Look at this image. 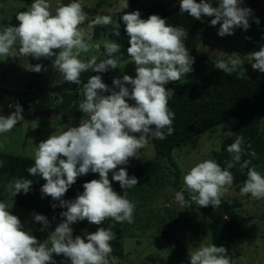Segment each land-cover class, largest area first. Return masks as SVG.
Segmentation results:
<instances>
[{"label": "clouds", "instance_id": "clouds-1", "mask_svg": "<svg viewBox=\"0 0 264 264\" xmlns=\"http://www.w3.org/2000/svg\"><path fill=\"white\" fill-rule=\"evenodd\" d=\"M244 0H179V13H187L197 21L202 17H214L210 26L219 25L218 36L234 35L236 29L247 31L250 18L259 24V18L252 16V9L243 6ZM128 7V2L124 8ZM16 25L0 26V57L22 59L32 56L52 61L51 67L59 74L56 85L65 82L82 85L84 99L79 104L83 113L78 125L69 126L59 134H52L36 147L34 163L26 171L31 176L39 175L45 183L41 187L43 196L58 201L51 207L66 208L60 213L61 221L54 231L48 233L44 242L25 228L20 218L0 201V264H57L54 255L63 256L61 264H112L115 239L112 226L100 227L106 220L116 223H133L135 204L127 198V191L139 181L129 176L127 168L130 159H139L141 150L149 138L164 140L174 133L175 113L169 107L173 91L166 86L178 82L194 71L195 58L189 53L184 41L188 31L181 26L169 25L164 18L152 14L141 18L139 10L125 13L121 19L127 33L126 49L130 62L135 65V77L124 74L114 77L112 87L104 83L102 76L95 74L82 81V73L92 71L104 73L116 70L120 58V45L105 39L103 55L99 60L81 58L93 47L92 29L113 23L110 15H97L88 22L87 29L81 27L88 20V14L78 0L63 3L51 11L49 0H33L27 11L16 14ZM120 29L119 23L115 25ZM112 35L119 37L120 30ZM247 38V37H246ZM228 61L219 60L215 69L231 75L238 73L242 79L246 74L242 58L238 53L230 55ZM253 70L264 73V46L246 56ZM29 71L40 73L47 68L42 64L30 65ZM239 70V71H238ZM133 101L134 103H129ZM15 110L9 115H0V134L11 131L24 120L23 108L18 101L8 104ZM3 108L0 107V112ZM245 141L237 136L226 147L230 159L226 167L207 159L192 166L183 176V183L189 192L186 199L177 191L175 200L183 208L212 206L218 208L222 197L232 186L234 175L231 169L239 165L246 179L240 188L241 195L250 194L254 199H264V175L249 167L251 160H242ZM251 149V145H248ZM248 155L255 157V151ZM2 166V162H0ZM89 173L98 174L83 184V192L75 199L64 196L77 179ZM111 173V180L109 179ZM118 182L123 195L114 190L112 182ZM33 182L16 179L11 185L13 197L27 194ZM32 221L40 224V231H47L51 225L45 215L33 212ZM227 219V217H225ZM87 221L97 225L95 232L85 231L83 236L74 235L72 225ZM50 245V246H49ZM224 246L200 244L189 247V264H231Z\"/></svg>", "mask_w": 264, "mask_h": 264}, {"label": "rangeland", "instance_id": "rangeland-1", "mask_svg": "<svg viewBox=\"0 0 264 264\" xmlns=\"http://www.w3.org/2000/svg\"><path fill=\"white\" fill-rule=\"evenodd\" d=\"M63 1L49 0L53 14L55 8ZM246 1L243 2L245 7ZM78 2L88 14V20L81 27L87 29L88 22L97 15H110L113 20L110 26L115 28V25L119 23L120 29L124 31L125 25L121 17L125 13L139 10L141 18L147 19L148 10L154 3H162L168 7L179 5V0H101L96 8L98 0H78ZM127 2L128 7L125 9L124 4ZM215 2L216 0H213V6H216ZM31 3L33 0H0V26H6L19 10L27 11ZM85 8L95 11L90 13ZM252 16H254L253 12ZM218 28L219 25L210 26L209 21L199 29L195 37L196 50L191 54L195 58L194 71L178 82L191 80L205 73V58L214 63L219 60L228 61L233 53H238L249 70L254 72L246 57L248 53L243 50L244 30L236 29L234 35L220 37L217 34ZM105 39L104 37L92 39L91 43L99 47H93L88 53H82L81 58L86 61L92 55L98 56L100 48L103 47L102 41ZM130 59L118 63L119 77L124 74L135 77V65L130 62ZM37 63L44 65L47 71L35 73L27 70L29 64ZM51 64V60L44 58L40 60L34 58V61L30 63L27 57L20 60L0 57V107L3 108L0 115H9L13 112L15 109L9 108L8 104L15 101H18L22 108H27L31 114L38 110L57 108L62 97L72 90V84L65 82L56 85L55 81L59 80L60 76ZM112 80L113 78H109L104 83L112 87ZM2 94H6L5 100H2ZM83 99L84 93L81 88L78 91L77 101L69 109L83 114L79 109ZM129 103L134 102L129 101ZM78 123L69 117L63 119L60 114L51 119L24 118L11 131L0 134V152L29 157L34 161L36 147L41 141ZM236 123V118H230L172 151V158L179 168V179L176 185H174L173 169L164 159L156 157L150 138L141 150L142 156L139 159L129 160L128 165L125 166L129 176H135L131 171L148 162L154 164V170L135 176L139 183L127 191V198L135 204L133 223H120L123 256L113 257L112 264H189L190 246L214 244L208 218L196 210L181 207L175 200V194L177 191H184L189 196L183 183V176L198 162L213 159L212 154L219 150L222 141L233 135ZM261 123H264V117ZM254 167L264 175V159ZM109 179L111 180V173H109ZM13 183L0 182V192L5 194L4 202L8 204L12 214L20 218L26 230L30 229L31 233L36 234L38 241L44 242L48 233L54 231L61 220L49 221L51 227L47 231H40L42 226L32 221L31 214L34 211L22 210L15 205L11 192ZM112 186L115 191L123 195L124 190L120 188L118 182L113 181ZM242 186L243 184H232L222 200L237 199L240 202L238 212L243 216L251 217L248 224L249 237L234 239L228 244L227 253L230 254L231 264H264V199H254L250 194L241 195ZM72 227L74 235L83 236L85 231L91 232L83 228L80 222ZM53 255L57 264H61L65 259L62 255Z\"/></svg>", "mask_w": 264, "mask_h": 264}, {"label": "trees", "instance_id": "trees-1", "mask_svg": "<svg viewBox=\"0 0 264 264\" xmlns=\"http://www.w3.org/2000/svg\"><path fill=\"white\" fill-rule=\"evenodd\" d=\"M199 2V0H197ZM98 0L96 8L100 5ZM246 7L251 8L254 18H259L260 23L256 24L252 19L250 28L243 33V50L247 53L258 51L264 46V0H247ZM93 13L95 10H89ZM23 10H19L21 12ZM17 12V13H18ZM16 13V14H17ZM16 14L12 17L7 25H16L18 21L15 19ZM152 14L159 15L164 18L169 25L181 26L188 31V37L184 41L189 49L190 55L196 50L195 37L199 29L204 23L209 22L214 17H202L201 21L191 18L187 13H179V5L168 7L162 3H154L148 10V17ZM114 30H120V36H114L111 33ZM104 37L108 40L117 42L120 45V52L115 55L120 58L119 63L130 58L127 54L128 39L127 33L123 29H115L113 26H96L92 32V39ZM247 37V38H246ZM104 49L100 48L98 55L99 60L105 59L103 55ZM212 60L205 58L204 67L206 72L191 80L169 83L166 87L172 89L173 96L169 100V107L175 113L173 121L174 133L167 136L164 140L150 138V143L155 151L156 157L164 159L173 169L175 177L174 185L179 179V168L172 158V151L215 127L222 124L230 118H236L237 123L234 127L232 136L226 137L218 151L213 152L212 156L221 167H226L225 161L230 159L226 147L234 142L237 136H242L245 141V154L242 160H251L249 167L257 165L264 159V123H261L264 117V73L254 70L251 72L243 62L246 69L244 78H237L238 73L231 75L215 69ZM239 71V70H238ZM101 75L103 81L109 78L119 77L118 68L109 70L104 73H94L87 71L82 73L81 79L87 82L92 75ZM82 85L72 84V90L64 95L60 104L57 106L59 114L63 119L68 117L74 121L82 118L83 114L71 111L70 106L78 99V91ZM31 112L27 108H23L24 118H28ZM251 145V149L248 145ZM255 151L256 156L253 158L248 155L249 151ZM0 182H14L16 179H29L33 182L31 190L27 194H17L14 197L15 205L26 211H34L38 214L45 215L49 221L61 220L60 213L66 211V208L57 206L55 209L51 207L53 203L58 205V201H53L51 197L43 196L41 187L45 183L39 175L31 176L26 169L34 163L29 157L14 155L10 153L0 152ZM154 170V164L151 162L137 166L131 171L135 176H141ZM234 175L233 185L243 184L246 179L245 169L243 172L239 170V165L231 169ZM98 174L89 173L77 179L76 183L65 194V200L75 199L78 194L83 192V184L92 179H98ZM177 187V186H176ZM2 189V188H1ZM185 198L189 196L182 191ZM0 201H5V194L0 192ZM240 202L233 198L223 201L218 208L198 207L193 204L190 210H196L209 220V228L211 231L214 244L224 246L227 250V244L234 239H242L249 237L248 224L251 221L250 216H243L238 212ZM227 217V219H225ZM80 225L91 231L97 230V225L88 223L86 220L80 222ZM112 226L115 233V239L111 241L113 252L112 257L121 258L123 256L121 250L122 230L120 223H116L111 219H106L100 227L108 228ZM36 237L35 233H32ZM264 238V235H263ZM230 256V254L226 253Z\"/></svg>", "mask_w": 264, "mask_h": 264}, {"label": "water", "instance_id": "water-1", "mask_svg": "<svg viewBox=\"0 0 264 264\" xmlns=\"http://www.w3.org/2000/svg\"><path fill=\"white\" fill-rule=\"evenodd\" d=\"M71 0H64L63 4L67 5L69 4ZM29 62L32 63L34 61V57L29 56L28 57ZM6 94H2V100H5L6 98ZM59 115V110L57 108H53V109H49V110H38L35 111L34 113H32L28 118H37V119H42V118H48L51 119L55 116ZM227 248H228V244H227Z\"/></svg>", "mask_w": 264, "mask_h": 264}]
</instances>
